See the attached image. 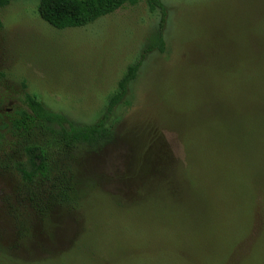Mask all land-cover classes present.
<instances>
[{
    "label": "rangeland",
    "instance_id": "rangeland-1",
    "mask_svg": "<svg viewBox=\"0 0 264 264\" xmlns=\"http://www.w3.org/2000/svg\"><path fill=\"white\" fill-rule=\"evenodd\" d=\"M165 53L148 54L114 138L72 161L77 209L8 211L0 264H264V0H160ZM38 0L1 11L0 111L34 94L95 123L157 34L148 0L57 30Z\"/></svg>",
    "mask_w": 264,
    "mask_h": 264
},
{
    "label": "trees",
    "instance_id": "trees-1",
    "mask_svg": "<svg viewBox=\"0 0 264 264\" xmlns=\"http://www.w3.org/2000/svg\"><path fill=\"white\" fill-rule=\"evenodd\" d=\"M12 0H0L1 11ZM139 0H38L40 18L57 30L83 28ZM151 12L161 15L157 34L144 49L140 60L130 65L117 90L109 97L103 115L91 124H80L44 106L36 95L23 93L21 103L0 111V175H16L12 195L2 202L6 210L26 211L48 218L56 206L77 209L81 204L72 161L79 149H99L115 134V112L126 100L148 54L165 53L164 28L167 10L160 0H148Z\"/></svg>",
    "mask_w": 264,
    "mask_h": 264
}]
</instances>
